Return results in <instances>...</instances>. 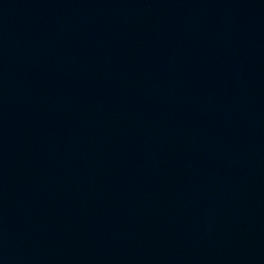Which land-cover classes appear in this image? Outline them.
Returning <instances> with one entry per match:
<instances>
[{"label": "water", "instance_id": "water-1", "mask_svg": "<svg viewBox=\"0 0 264 264\" xmlns=\"http://www.w3.org/2000/svg\"><path fill=\"white\" fill-rule=\"evenodd\" d=\"M0 264H264V0H0Z\"/></svg>", "mask_w": 264, "mask_h": 264}]
</instances>
